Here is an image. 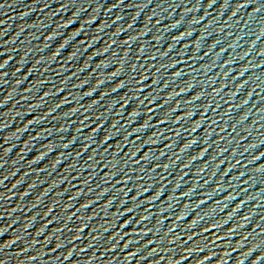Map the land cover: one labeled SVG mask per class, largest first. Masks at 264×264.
I'll return each mask as SVG.
<instances>
[{"label": "water", "instance_id": "95a60500", "mask_svg": "<svg viewBox=\"0 0 264 264\" xmlns=\"http://www.w3.org/2000/svg\"><path fill=\"white\" fill-rule=\"evenodd\" d=\"M0 65V264H264V0H0Z\"/></svg>", "mask_w": 264, "mask_h": 264}, {"label": "snow or ice", "instance_id": "6c2138e0", "mask_svg": "<svg viewBox=\"0 0 264 264\" xmlns=\"http://www.w3.org/2000/svg\"><path fill=\"white\" fill-rule=\"evenodd\" d=\"M243 6V5H242ZM235 14V13H234ZM61 47H63V45H61ZM0 67H2V65H0ZM176 75H179V73H176ZM122 85H118V87H120ZM133 115L135 116L136 113H133ZM190 115V113H189ZM147 126V121L145 122V125H143L142 127H146ZM197 127H199V125H197ZM137 131H140V129H137ZM105 139H107V137H105ZM133 156H135V152L132 153ZM203 155V152H201V156ZM159 195V193H157V196ZM153 199H156V197H153ZM86 206V205H85ZM128 211H131V209H129ZM45 215H47V212L45 213ZM193 223H195V221H193ZM57 247H59V245H57Z\"/></svg>", "mask_w": 264, "mask_h": 264}]
</instances>
